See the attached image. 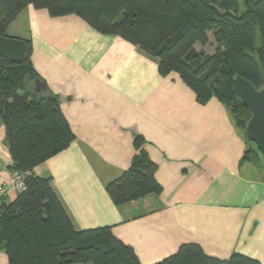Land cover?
I'll list each match as a JSON object with an SVG mask.
<instances>
[{"label": "crops", "instance_id": "1", "mask_svg": "<svg viewBox=\"0 0 264 264\" xmlns=\"http://www.w3.org/2000/svg\"><path fill=\"white\" fill-rule=\"evenodd\" d=\"M6 34L29 41L31 63L74 134L32 172L50 178L76 229L110 226L140 264L186 242L211 257L240 253L264 264V156L257 152V166L241 162L255 145L224 104L198 103L177 73L158 72L155 56L75 14L53 17L28 5ZM136 135L162 191L118 206L105 185L128 168ZM4 140L0 116V183L11 172ZM16 195L7 192L5 202ZM0 264H9L1 248Z\"/></svg>", "mask_w": 264, "mask_h": 264}, {"label": "trees", "instance_id": "2", "mask_svg": "<svg viewBox=\"0 0 264 264\" xmlns=\"http://www.w3.org/2000/svg\"><path fill=\"white\" fill-rule=\"evenodd\" d=\"M28 5L53 17L75 14L96 31L140 47L157 58L161 75L177 73L198 103L214 97L224 104L244 132L250 111L233 95L232 80L240 75L257 89L264 85V0H0V35L8 36V25ZM208 33L214 39L211 54L195 47L210 44ZM24 41L28 49L21 63L0 56V116L10 171H32L74 140L57 97L31 63L29 41ZM143 143L142 136L134 137L136 153L128 168L105 185L115 205L162 191L157 165ZM257 152V147L247 148L241 162L257 166ZM0 248L9 264H140L110 226L76 229L50 178L33 172L13 201L3 198L0 204ZM153 264L262 263L240 253L211 257L199 244L186 242Z\"/></svg>", "mask_w": 264, "mask_h": 264}, {"label": "water", "instance_id": "3", "mask_svg": "<svg viewBox=\"0 0 264 264\" xmlns=\"http://www.w3.org/2000/svg\"><path fill=\"white\" fill-rule=\"evenodd\" d=\"M27 49L23 39L0 35L1 57L19 64L25 59ZM232 83L233 95L250 111V118L244 128L245 135L264 156V85L257 89L240 75L234 76Z\"/></svg>", "mask_w": 264, "mask_h": 264}, {"label": "built area", "instance_id": "4", "mask_svg": "<svg viewBox=\"0 0 264 264\" xmlns=\"http://www.w3.org/2000/svg\"><path fill=\"white\" fill-rule=\"evenodd\" d=\"M31 175V170L11 171L9 180L7 182L0 183V204L7 192L12 191L17 194L23 191L26 188V180Z\"/></svg>", "mask_w": 264, "mask_h": 264}, {"label": "rangeland", "instance_id": "5", "mask_svg": "<svg viewBox=\"0 0 264 264\" xmlns=\"http://www.w3.org/2000/svg\"><path fill=\"white\" fill-rule=\"evenodd\" d=\"M208 40L210 41V44H206L205 46H201L200 44H196L195 45L196 49L197 50H202L203 52H205L207 54L213 53V51H214V45H213L214 44V39H213V36L210 33H208ZM249 142H251V141L249 140ZM251 144H253V146L255 145V143H253V142H251ZM255 147H256V145H255Z\"/></svg>", "mask_w": 264, "mask_h": 264}]
</instances>
